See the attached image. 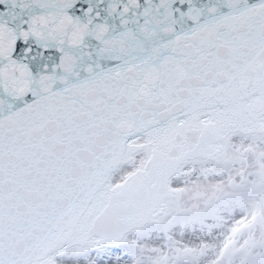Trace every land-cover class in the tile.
<instances>
[{
    "label": "snow or ice",
    "instance_id": "obj_1",
    "mask_svg": "<svg viewBox=\"0 0 264 264\" xmlns=\"http://www.w3.org/2000/svg\"><path fill=\"white\" fill-rule=\"evenodd\" d=\"M0 264H264V0H0Z\"/></svg>",
    "mask_w": 264,
    "mask_h": 264
}]
</instances>
